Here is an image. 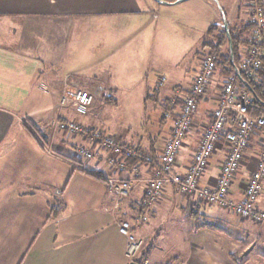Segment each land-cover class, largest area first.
<instances>
[{
    "label": "crops",
    "instance_id": "0c3cea01",
    "mask_svg": "<svg viewBox=\"0 0 264 264\" xmlns=\"http://www.w3.org/2000/svg\"><path fill=\"white\" fill-rule=\"evenodd\" d=\"M185 1L0 0V224H5L3 238L6 239V223H15L14 217L7 218L1 212L10 206L15 209L13 212L19 224L42 223L45 228H50L68 221L58 234L61 238L59 245L63 244V264H69L71 260L75 261L71 264H129L131 261L125 256L126 241L117 230L119 219L130 221L131 232L143 241L141 251L153 241L146 264H264V225L242 219L218 205L187 200L169 183L159 200L146 201L144 180L151 176L157 165L164 141L171 133L174 110L193 77L187 86L178 87L163 97L171 104L175 99L176 104L172 115L164 119V123L168 120V127L161 141L148 135L133 143L115 134L119 142L135 144L151 153L153 162L147 166L131 158L126 161L124 170H118L115 164L110 163L114 155L105 150L99 151L101 158L86 160L85 165L72 163L57 150L71 146L75 157L78 146L92 150L97 147L53 128L50 151L40 143L38 129L49 128L57 118L76 119L97 127L95 120L100 109L96 107L95 100L86 116H79L70 108L56 110L63 92L71 87L84 86L104 103L101 98L106 96L104 91H116V86L108 85L105 72H90L105 62L110 63L113 58L116 62L117 58L132 56L145 63L149 56L145 42L162 41V10L180 9L171 6ZM197 1L212 3V0ZM197 1L189 7L186 3L184 6L187 7L183 8L195 6ZM240 2L237 0L233 14L226 18L227 25L231 27L236 24V16L240 13ZM220 26L223 24L215 25L217 31ZM90 27L94 29L91 34ZM149 29L153 34L145 40L141 34ZM221 80L222 76L217 72L206 91L198 97L192 126L177 153L173 173L184 174L190 165L203 129L212 121ZM262 148L258 136L253 135L230 188V196L234 200L240 199L242 188ZM227 151L221 139L199 180L200 187L215 185ZM70 164L74 168L65 174V168ZM136 166L137 174L132 171ZM86 172L97 174L106 182ZM76 175L97 186L99 196L88 202L80 201L70 212L66 191ZM110 178L130 182L127 196L117 199L108 188L107 180ZM61 183H65L64 188L59 190L57 186ZM50 196L61 199L62 209L52 212L56 205ZM257 206L264 208V181ZM202 208H208V212L201 213ZM171 212L175 215L170 225L162 227L166 223L165 215ZM136 216L144 220L136 223L133 220ZM34 230V227L26 230L27 241L33 240ZM55 237L56 234H48L46 239L52 245ZM5 252L0 251V255L5 256Z\"/></svg>",
    "mask_w": 264,
    "mask_h": 264
},
{
    "label": "built area",
    "instance_id": "2783aa9c",
    "mask_svg": "<svg viewBox=\"0 0 264 264\" xmlns=\"http://www.w3.org/2000/svg\"><path fill=\"white\" fill-rule=\"evenodd\" d=\"M247 23L250 25L249 44L244 48L241 68L246 70L247 76L253 77L264 57V8L255 0L244 3ZM215 59L212 55H202L198 70L181 102L174 110L175 118L170 136L164 141L158 156L156 167L144 184L146 201L156 202L164 192L167 183L173 184L179 194L187 200H196L205 205H218L231 211L242 219H248L256 224L264 225V208L257 206L264 181V110L260 114L252 115L250 110V95L238 87L234 75L222 76L220 90L216 96V106L212 111V121L207 124L194 148L192 160L184 174H175L173 169L177 153L183 140L192 126V115L196 110L198 97L206 91L209 83L217 73ZM165 76L161 75L155 84L159 90L165 83ZM175 99H172L174 103ZM93 104V95L81 87L66 89L56 104V110L72 109L79 116H86ZM173 112L164 111L162 116L168 118ZM66 133L68 137H80L88 144L96 146L95 150L78 146L75 155L81 159L90 160L101 158L99 151L112 153L110 163L118 170H124L126 159H136L144 165L153 162L149 152L141 150L137 145L119 142L117 136L105 132L98 127L86 125L76 119H54L49 128H39L40 143L50 151L51 130ZM257 135L263 148L254 168L249 172L246 183L242 188L239 200L230 196V188L234 175L240 170L243 154L249 146V140ZM224 140L228 148L219 168V174L213 187H200L199 180L206 171L209 159L216 149V144ZM116 159V160H115ZM123 159V158H122ZM132 171L138 173V167ZM109 190L118 198L127 196L130 182L127 180L108 179ZM133 220L138 223L144 218L136 216ZM117 230L126 241L125 256L132 261L140 251L143 241L131 232V223L126 219L117 221ZM143 264H146L144 262Z\"/></svg>",
    "mask_w": 264,
    "mask_h": 264
},
{
    "label": "rangeland",
    "instance_id": "374dc122",
    "mask_svg": "<svg viewBox=\"0 0 264 264\" xmlns=\"http://www.w3.org/2000/svg\"><path fill=\"white\" fill-rule=\"evenodd\" d=\"M194 1L187 0L178 4L170 2L176 5L171 7L181 8L170 11L162 10V41L145 42V51L149 55L148 59H145V63L132 56L117 58L116 62L113 58L110 63L105 62L96 70L89 71L90 74H96L99 70L105 72L103 74H105L108 85L114 84L116 86V91L109 89L104 91L106 95L112 96L115 104H104L93 94V91L91 92L84 86H79L93 95V101H96V107L100 109L95 120L98 128L133 143L140 142L148 135L154 136L158 141L165 138L168 120L166 123H164V119L162 120L163 106L160 105V99L172 94L176 88H184L191 82V78L198 70L200 57L208 50L206 44L215 40L217 29L209 31L210 25L221 24L223 17L230 18L237 2V0H212V3L206 4L196 0L198 4L195 6L183 8L187 7L184 6L186 3H189L187 4L189 7ZM239 15L240 23H244L247 19L245 11L242 10ZM90 28L88 29L89 34L94 31L93 27L91 30ZM152 34L153 31L149 29L141 36L147 40L146 37ZM138 39L140 40V38ZM161 75L165 76L166 81L156 92L155 84ZM148 95L150 96L148 97ZM57 152L72 158L75 163L86 164L85 159H81L78 155L73 156L74 151L71 146L66 145L64 150H57ZM72 167L70 164V167L65 168V174L67 171L71 172ZM64 184L61 183L57 189L62 190ZM96 189L97 186L92 185L84 177L76 175L66 191L70 212L80 201L88 202L96 199L99 196ZM102 192L104 193V191ZM50 197L53 205L61 206L62 209L64 205L61 199L57 196ZM81 208H83V204ZM14 210L10 206L1 210L7 218L14 217L15 223H6V239L2 236L5 224H0V251H6L5 256L0 255V264H2L1 260L6 264H63V251H61L63 244L59 245L61 238L58 237V234L62 232L68 221L59 222L50 228H45L42 223L19 224L16 223L18 217L13 212ZM173 212L165 215L164 221L166 223L162 227L167 228L170 225V221L175 215ZM200 212H208V208H202ZM89 214L92 215L93 213L89 212ZM31 227L35 228L33 240L27 241L25 233ZM48 234L50 236L57 235L52 245L46 239ZM70 260L69 258L68 262ZM73 262L75 261L71 260L69 264Z\"/></svg>",
    "mask_w": 264,
    "mask_h": 264
},
{
    "label": "trees",
    "instance_id": "16d2710c",
    "mask_svg": "<svg viewBox=\"0 0 264 264\" xmlns=\"http://www.w3.org/2000/svg\"><path fill=\"white\" fill-rule=\"evenodd\" d=\"M175 1V0H174ZM251 0H242L239 10L240 12L244 10V3ZM260 7H264V0H255ZM240 14V13H239ZM236 16V24L234 26H230L228 24L227 29L221 27L215 33V40L212 43H207L206 46L208 50L204 53V55H212L215 59L216 69L218 74L225 77L229 75H234L236 84L242 90H245L250 95V110L249 113L252 115H257L264 110V57L261 59L260 66L254 70L253 77L247 76L246 70L241 68L242 57L244 56V48L249 44V30L250 25L245 21L244 23H240V15ZM215 31V25H211L209 27V31ZM231 46V48H230ZM234 68L237 72L234 71ZM156 91V90H155ZM157 92V91H156ZM150 95H148L149 97ZM105 104H115V101L112 100L111 95L103 96ZM175 101L171 104L169 100L160 99V105L163 106L164 111L172 112L175 108ZM178 106H176L177 108ZM165 119L162 116V120ZM127 142H123L125 144ZM131 144V143H130ZM133 145V144H132ZM142 150V149H141ZM70 162H75L72 158L65 157ZM123 158V159H122ZM119 160H124L125 163L128 159L122 157ZM72 162V163H73ZM127 167V163H126ZM80 171L82 169L79 168ZM90 176L97 178L99 180H106L97 174L86 172ZM61 207L57 206L56 208H52L57 211L60 210ZM153 241L146 245L142 251L138 252L136 257L131 261L136 264H143L146 262L147 258L150 255L151 250L153 249Z\"/></svg>",
    "mask_w": 264,
    "mask_h": 264
},
{
    "label": "water",
    "instance_id": "95a60500",
    "mask_svg": "<svg viewBox=\"0 0 264 264\" xmlns=\"http://www.w3.org/2000/svg\"><path fill=\"white\" fill-rule=\"evenodd\" d=\"M222 24H223V28L224 29H227V21H226V18L225 17H223V19H222ZM230 48H231V46H230ZM234 71L235 72H237V70L234 68ZM129 264H136L135 262H130Z\"/></svg>",
    "mask_w": 264,
    "mask_h": 264
}]
</instances>
